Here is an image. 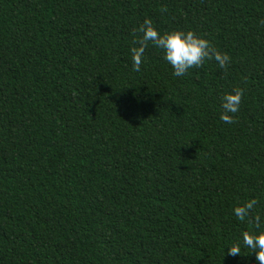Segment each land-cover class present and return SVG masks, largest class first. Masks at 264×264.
Here are the masks:
<instances>
[{"label":"trees","instance_id":"obj_1","mask_svg":"<svg viewBox=\"0 0 264 264\" xmlns=\"http://www.w3.org/2000/svg\"><path fill=\"white\" fill-rule=\"evenodd\" d=\"M145 20L230 63L175 77L148 42L134 71ZM257 228L264 0H0V264H258L227 253Z\"/></svg>","mask_w":264,"mask_h":264},{"label":"clouds","instance_id":"obj_2","mask_svg":"<svg viewBox=\"0 0 264 264\" xmlns=\"http://www.w3.org/2000/svg\"><path fill=\"white\" fill-rule=\"evenodd\" d=\"M143 34L139 47L133 51V70L140 71L145 46L151 42L155 47L164 52V60L171 65L173 76L182 77L189 69L200 67L206 60H214L219 68L225 69L230 63V56L213 47L211 42L192 30L176 29L161 34L150 20H145L144 25L139 29ZM242 89H235L225 93L220 100L222 112L220 120L231 124L234 122L235 115L239 111ZM258 201L251 199L243 205L233 208V215L240 221L246 217L256 207ZM257 224L260 217L256 218ZM241 245L249 250L247 255L254 254L258 264H264V231H244L241 233L240 241L227 248V253L232 256L242 254Z\"/></svg>","mask_w":264,"mask_h":264}]
</instances>
